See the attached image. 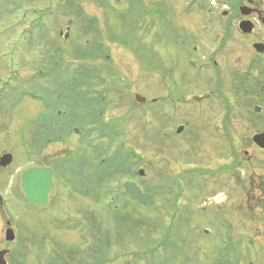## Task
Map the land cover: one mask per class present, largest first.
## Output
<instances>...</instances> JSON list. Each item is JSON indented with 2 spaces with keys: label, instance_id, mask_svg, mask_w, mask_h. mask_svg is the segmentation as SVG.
I'll list each match as a JSON object with an SVG mask.
<instances>
[{
  "label": "rangeland",
  "instance_id": "374dc122",
  "mask_svg": "<svg viewBox=\"0 0 264 264\" xmlns=\"http://www.w3.org/2000/svg\"><path fill=\"white\" fill-rule=\"evenodd\" d=\"M217 1L199 0V4L185 11L182 0H0V149L14 155L12 164L0 173V244L11 248L6 255L7 264H191L186 258L188 241L193 240L188 237L189 224L184 213L172 214L170 202V197H175L177 207L185 208L191 193L185 189L182 193L176 191L171 176L183 171L186 178L197 177L196 171L206 169L205 162L210 152L215 156L219 143L203 135L202 130L187 135L175 133L174 127L183 122L185 114H190L186 123L189 128L194 127L197 118L203 123L217 109L224 119L226 115L228 128H239L241 121L239 133L245 136L264 115L252 113L249 94H239L243 84L254 81L249 74L242 83L227 74L217 86L230 94L229 103L241 104L243 115L234 105L225 107L221 100H206L200 112L189 105L179 106V117L174 118L168 105L157 102V96L164 93L188 88L190 93L209 92L213 87L209 81L195 82L186 57L192 58L195 67L206 66L200 69L203 74L209 72L208 56L216 59L226 73L239 67L235 64L237 51L212 54L214 46L209 44L210 49H202L198 41L204 39L205 33L211 39L219 31L221 9H226V17L232 19V6ZM239 1L235 5L239 13L244 6L251 9L250 0ZM258 4H264V0ZM262 9L264 15V6ZM28 22L36 24L28 29ZM66 25L69 32L64 37ZM183 33L192 39L196 50H189L190 45L183 54L177 45ZM171 67L176 68L174 76L179 80L176 90L170 81ZM79 79L86 84H79ZM188 80L191 86L187 85ZM67 87H75L69 93L73 103L68 106L67 101L64 106L75 110L77 116L61 137L66 154H94L97 170L111 168L95 185L100 193L96 209L89 195L74 196L66 186L61 188L65 210L70 207L81 212L88 231L96 234V239L103 237L102 248H89L88 253L79 249L88 247L91 238L86 230L69 227L75 221L72 213L63 214L64 227L50 228L45 214L31 211L14 193V179L29 163L26 148L30 146L32 130L34 126L44 129L40 114L49 102L45 93ZM79 87L81 91L76 93ZM134 91L145 96L143 103L132 100ZM75 94L79 97L74 98ZM91 111L97 112L96 124L87 131ZM73 123L79 124L77 131ZM32 136L39 139L42 134ZM118 154H129L128 163L116 165ZM70 158L67 156L66 160ZM77 167L73 163L68 169ZM137 168H142V175H136ZM128 175H133L149 194L144 209L133 205L120 192L119 182ZM195 181L187 180L193 193L199 187L202 192L210 188L203 181L194 185ZM80 216L76 218L82 219ZM197 217L195 249L202 235ZM5 219L10 220L15 233L10 241L3 238ZM46 235H52L48 236L52 243ZM149 250L152 252H146ZM193 263L197 264L195 257Z\"/></svg>",
  "mask_w": 264,
  "mask_h": 264
},
{
  "label": "flooded vegetation",
  "instance_id": "af4514ba",
  "mask_svg": "<svg viewBox=\"0 0 264 264\" xmlns=\"http://www.w3.org/2000/svg\"><path fill=\"white\" fill-rule=\"evenodd\" d=\"M182 1H184L183 4H189L186 9H190L194 4L192 0ZM219 1L222 2V5L230 4L232 6V15L230 16L232 19L226 17V9H221L222 18L219 19L221 21L219 31L214 33L212 41L207 33L203 35L204 39L199 38L198 41L203 47L202 49H210L207 48L209 44L214 46L212 54L232 49L237 51L238 58L235 64L238 63L239 67L226 73V70H223V66L217 63L216 59L208 56L207 60L211 62V66L207 67L209 72L200 73L202 72L200 69L206 66H199L198 69L194 71L190 69V71L195 74V82L206 83L209 81L208 84L212 83L213 87L209 92L196 93H190V88L184 89L187 92L183 89L176 90L179 80L175 78L177 75L174 76L176 68L171 67L170 81L176 85L174 87L176 91L157 96V102L170 105L171 116L174 118L179 117L177 112L179 106L189 105L193 110L200 112L201 106L206 100H212V103L221 100L225 107L234 105L236 110L243 115L241 106L239 107L241 104L229 103L230 94L221 91L217 86L220 79H225V76L235 77L239 83H242L244 76L248 74L253 77L254 81L245 86L243 84V92H239V94L247 93L251 96L253 114H264V15L262 9L264 4H258L262 0H255L254 4L250 0L251 9H244V12L249 15L243 16L235 6L240 3L239 0L237 3H234V0ZM204 3L202 2V4ZM241 21H247L249 24L248 32H242L239 28ZM191 42L192 39L187 36L181 39L180 46L183 53L196 50ZM190 45L191 49L188 50ZM246 66H250V69L247 70ZM189 84L190 80L187 85L191 86ZM246 89H248L247 92ZM192 94L206 95L202 98L187 100L186 97ZM256 104L260 105L257 111L255 110ZM185 116L183 122L175 125L176 133L184 132L189 135L202 130L203 135H207L219 143L218 151L213 154L215 156H212L210 152L211 155L209 154L205 162L206 169L196 171L197 177L192 175L186 178L183 171H178L171 176L174 184H177L178 180L187 185L189 178L196 180L194 185H197L198 181L210 184L207 185L210 188L205 189L204 192L201 191V188L198 189L199 192H195L196 194L191 192V197L187 199L185 208L178 209L177 206L174 208L175 213H185L186 223L191 228V231L189 228L187 231L189 238L194 240L196 215H198V225L202 224L199 230L202 235L196 243L198 247L195 249V240L188 241V261L192 264L195 257L197 264H264V115L259 118L260 123L253 126L245 136L239 133L243 127L241 121L238 122L239 128H228L225 125L226 115L224 119V114L222 115L217 109H214L212 116H208L203 123L197 118L194 127H187L186 123H188L190 114H185ZM42 119L44 120V129L34 126L32 130L30 146L26 152V158L29 160L26 168H42L45 183L48 182L47 176H49L52 187L47 191L45 204H28V208L33 212L45 214L47 226L56 224L59 228L64 225L61 216L67 211L61 188L65 185L69 186V190L74 196L87 194L88 198L92 200L95 198L93 191L96 176L91 156L89 159L84 157L82 160L80 152L66 154L61 139L65 134V117L61 108L59 107L53 112H45L42 114ZM228 125L230 127V122ZM39 133L42 134L39 139L32 136ZM3 151V148L0 149V154ZM67 156L71 158L66 160ZM212 158H216V162H211ZM73 163H77L78 167L74 168L76 170L70 171L68 166ZM11 164L10 162L0 166V173ZM14 182L17 184V177ZM192 187H190L191 191ZM69 208L68 211H70Z\"/></svg>",
  "mask_w": 264,
  "mask_h": 264
},
{
  "label": "water",
  "instance_id": "95a60500",
  "mask_svg": "<svg viewBox=\"0 0 264 264\" xmlns=\"http://www.w3.org/2000/svg\"><path fill=\"white\" fill-rule=\"evenodd\" d=\"M134 97L138 101H142L143 100V97L139 96L138 94H135ZM7 159H8V156H6L5 162L7 161ZM30 173H31V170L27 169V170L22 172L21 178H20V187H21V190L24 193V197L26 199H28V197L31 198L30 190H32L34 192H37V193H39L40 190H41V183L38 180L39 179V174H37V173L33 174V182H32L33 184H32V186L34 188L33 187H32L33 189L29 188L28 176H29ZM42 187H43V183H42ZM122 189L126 193L130 194L131 196H133L136 199H139L141 201H144L147 198L146 194L141 192L139 187L132 181H129V180L124 181L122 183ZM5 238L6 239H11L12 238V234H11V231H10L9 228L6 229ZM7 251H8L7 249H1L0 250V264H6V261L4 259V253H6Z\"/></svg>",
  "mask_w": 264,
  "mask_h": 264
}]
</instances>
